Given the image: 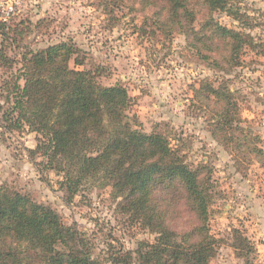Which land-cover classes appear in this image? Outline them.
Wrapping results in <instances>:
<instances>
[{
  "label": "rangeland",
  "instance_id": "374dc122",
  "mask_svg": "<svg viewBox=\"0 0 264 264\" xmlns=\"http://www.w3.org/2000/svg\"><path fill=\"white\" fill-rule=\"evenodd\" d=\"M195 7L199 13L192 27L200 32L207 14ZM243 7L251 16L249 25L225 11L212 15L223 26L251 33L263 51L264 0H244ZM159 10L141 0H23L6 24L8 34H0V187L54 209L67 226L78 229L93 256L107 264L113 255L137 251L141 242L158 236L123 207V196L102 173L87 177L71 195L62 186L66 172L50 166L40 147L43 136L28 124L11 128L7 120L24 53L74 43L70 68L91 72L105 86L123 85L132 97L128 114L137 129L166 135L190 165L210 169L208 225L216 247L210 264H264V167L249 148H238L240 141L247 142L249 130L242 133L222 124L221 106L207 102L204 90L196 92L206 83L227 85L239 102L241 125L260 137L264 151V52L245 47L240 64L225 70L228 64L221 60L220 67L215 59L228 49L222 51L219 43L206 47L187 33L188 23L170 30L157 20ZM19 83L23 86L24 79ZM170 224L185 231L195 218L179 206ZM237 230L256 248L250 262L233 247Z\"/></svg>",
  "mask_w": 264,
  "mask_h": 264
},
{
  "label": "trees",
  "instance_id": "16d2710c",
  "mask_svg": "<svg viewBox=\"0 0 264 264\" xmlns=\"http://www.w3.org/2000/svg\"><path fill=\"white\" fill-rule=\"evenodd\" d=\"M141 1L144 6L160 8L156 11L160 24L170 28L188 23L187 33L206 47L219 43L222 51L228 49L220 60L215 59L220 67L221 60L228 64L225 70L240 64L245 47L264 52L251 33L223 26L213 18L212 13L220 10L249 25L251 16L243 7L244 0ZM196 5L207 14L200 32L192 27L195 13H199ZM5 28L6 23L0 25L3 36L8 34ZM76 50L74 43L60 42L24 53L20 76L13 85V105L7 115L11 128L28 124L43 136L45 143L40 147L50 166L66 172L62 186L71 195L79 191L87 177L102 173L123 196V207L141 225L158 233L154 242H141L137 251L113 255L112 264H132L136 259L139 264H210L216 254L208 225L212 200L210 169L201 164L190 165L166 135L137 129L128 114L133 105L129 91L120 84L102 85L91 72L70 68ZM2 55L6 57L5 53ZM20 78L25 81L23 86ZM203 90L207 102L221 106L218 114L222 124L242 133L249 130L247 142L240 141L238 148H249L264 167V151L258 145L261 139L251 128L241 125L244 120L233 92L227 85L215 87L210 83L196 92ZM8 99L12 100L11 96ZM233 122L238 125L233 127ZM213 133L218 137L216 131ZM179 206L193 214L195 225L191 229L177 231L171 226L170 219ZM233 247L240 257L248 258L256 252L251 240L239 230ZM36 261L107 264L93 256L90 244L80 237L78 229L67 226L54 209L0 187V264Z\"/></svg>",
  "mask_w": 264,
  "mask_h": 264
},
{
  "label": "built area",
  "instance_id": "2783aa9c",
  "mask_svg": "<svg viewBox=\"0 0 264 264\" xmlns=\"http://www.w3.org/2000/svg\"><path fill=\"white\" fill-rule=\"evenodd\" d=\"M23 0H0V21L9 24Z\"/></svg>",
  "mask_w": 264,
  "mask_h": 264
}]
</instances>
